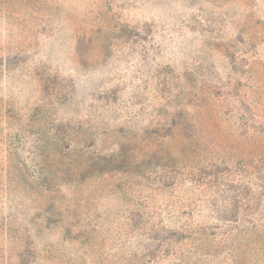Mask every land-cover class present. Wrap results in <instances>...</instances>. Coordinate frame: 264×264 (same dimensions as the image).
Listing matches in <instances>:
<instances>
[{
  "label": "rangeland",
  "instance_id": "obj_1",
  "mask_svg": "<svg viewBox=\"0 0 264 264\" xmlns=\"http://www.w3.org/2000/svg\"><path fill=\"white\" fill-rule=\"evenodd\" d=\"M0 264H264V0H0Z\"/></svg>",
  "mask_w": 264,
  "mask_h": 264
},
{
  "label": "trees",
  "instance_id": "obj_2",
  "mask_svg": "<svg viewBox=\"0 0 264 264\" xmlns=\"http://www.w3.org/2000/svg\"><path fill=\"white\" fill-rule=\"evenodd\" d=\"M102 170H104V169H101V170H98V171H102Z\"/></svg>",
  "mask_w": 264,
  "mask_h": 264
}]
</instances>
